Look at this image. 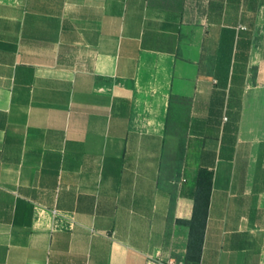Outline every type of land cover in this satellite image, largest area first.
Instances as JSON below:
<instances>
[{"label": "crops", "instance_id": "obj_1", "mask_svg": "<svg viewBox=\"0 0 264 264\" xmlns=\"http://www.w3.org/2000/svg\"><path fill=\"white\" fill-rule=\"evenodd\" d=\"M200 170L198 264H264V0H0V264H195Z\"/></svg>", "mask_w": 264, "mask_h": 264}, {"label": "trees", "instance_id": "obj_2", "mask_svg": "<svg viewBox=\"0 0 264 264\" xmlns=\"http://www.w3.org/2000/svg\"><path fill=\"white\" fill-rule=\"evenodd\" d=\"M224 32L227 34V36L220 40V49H222L224 53V58H222L220 65H224L227 70L230 68V66H232V74L230 79V84L232 85V83L237 78V74L241 73L242 69L241 62L244 58L239 52L241 50L247 49L249 42L246 40V33L241 31L236 33L234 29H228ZM231 59H233L232 64ZM211 179V172L207 170H200L198 172L197 191L194 197L192 218L190 221H178L180 224L186 225L190 229L188 257L192 259L195 264L199 263L202 252L211 191Z\"/></svg>", "mask_w": 264, "mask_h": 264}, {"label": "built area", "instance_id": "obj_3", "mask_svg": "<svg viewBox=\"0 0 264 264\" xmlns=\"http://www.w3.org/2000/svg\"><path fill=\"white\" fill-rule=\"evenodd\" d=\"M242 29H244V28H242ZM50 213H51V218L55 221V223L64 219V217L62 216L61 212L58 209H53ZM40 215H42V213H40ZM56 227H58V226H56Z\"/></svg>", "mask_w": 264, "mask_h": 264}, {"label": "rangeland", "instance_id": "obj_4", "mask_svg": "<svg viewBox=\"0 0 264 264\" xmlns=\"http://www.w3.org/2000/svg\"><path fill=\"white\" fill-rule=\"evenodd\" d=\"M219 41L217 40V41H215V40H210V48H211V50L213 49V50H219ZM213 59H214V57H213ZM209 60V58L206 60V61H208ZM211 60V59H210ZM210 62V61H209ZM209 62H206V66H207V68L208 67H210V63ZM206 68V69H207ZM206 74L208 75V70H207V72H206Z\"/></svg>", "mask_w": 264, "mask_h": 264}]
</instances>
